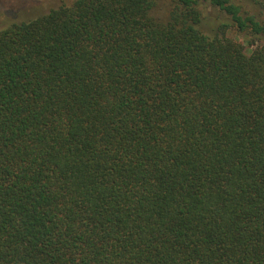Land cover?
I'll return each mask as SVG.
<instances>
[{"label": "trees", "instance_id": "16d2710c", "mask_svg": "<svg viewBox=\"0 0 264 264\" xmlns=\"http://www.w3.org/2000/svg\"><path fill=\"white\" fill-rule=\"evenodd\" d=\"M172 2L0 31V264H264V20Z\"/></svg>", "mask_w": 264, "mask_h": 264}, {"label": "rangeland", "instance_id": "374dc122", "mask_svg": "<svg viewBox=\"0 0 264 264\" xmlns=\"http://www.w3.org/2000/svg\"><path fill=\"white\" fill-rule=\"evenodd\" d=\"M75 0H0V31L24 22L32 21L42 15L49 13L64 5H71ZM156 6L154 15L160 20H165L173 8L172 0H155ZM243 6L244 10L255 13L264 20V8L255 4L252 0H235ZM204 15L209 21L215 19L219 12L205 4L201 7ZM207 29V33H210ZM228 36L236 38L239 42L247 46V38L242 34H236L235 31H229ZM259 43V42H258ZM257 43V44H258Z\"/></svg>", "mask_w": 264, "mask_h": 264}]
</instances>
